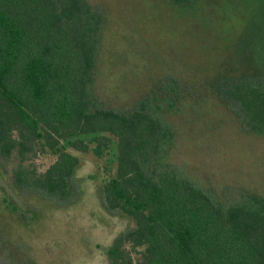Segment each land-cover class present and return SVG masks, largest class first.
<instances>
[{"label": "trees", "instance_id": "16d2710c", "mask_svg": "<svg viewBox=\"0 0 264 264\" xmlns=\"http://www.w3.org/2000/svg\"><path fill=\"white\" fill-rule=\"evenodd\" d=\"M101 21L87 0H0V158L18 156L13 184L67 201L79 163L67 148L85 153L94 143L100 157L114 142L103 204L133 226L108 248L109 264H264V197L222 204L166 161L174 132L158 111L167 98L146 95L128 112L98 105L91 88ZM262 79L220 86L230 110L259 133ZM37 145L56 156L41 174L23 164Z\"/></svg>", "mask_w": 264, "mask_h": 264}, {"label": "rangeland", "instance_id": "374dc122", "mask_svg": "<svg viewBox=\"0 0 264 264\" xmlns=\"http://www.w3.org/2000/svg\"><path fill=\"white\" fill-rule=\"evenodd\" d=\"M87 1L102 18L91 88L98 105L128 112L146 95L167 98L158 111L174 132L166 161L222 204L264 197V133L247 129L220 91L225 80H264V0ZM167 84L175 89L164 92ZM93 148H67L79 159L67 201L17 188L18 156L0 158V264H109L108 248L133 223L103 204L115 143L100 157ZM55 159L37 145L23 164L41 174Z\"/></svg>", "mask_w": 264, "mask_h": 264}]
</instances>
